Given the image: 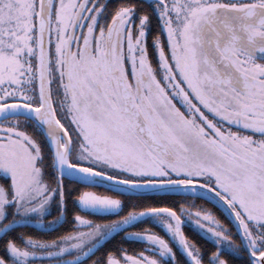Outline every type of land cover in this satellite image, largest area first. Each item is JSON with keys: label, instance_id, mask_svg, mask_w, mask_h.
<instances>
[{"label": "snow or ice", "instance_id": "snow-or-ice-1", "mask_svg": "<svg viewBox=\"0 0 264 264\" xmlns=\"http://www.w3.org/2000/svg\"><path fill=\"white\" fill-rule=\"evenodd\" d=\"M0 264H264V0H0Z\"/></svg>", "mask_w": 264, "mask_h": 264}]
</instances>
